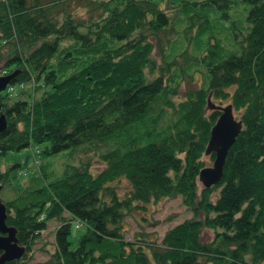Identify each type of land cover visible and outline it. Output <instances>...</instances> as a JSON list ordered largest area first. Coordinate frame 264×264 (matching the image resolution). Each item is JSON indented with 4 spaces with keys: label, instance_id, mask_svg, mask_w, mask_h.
Masks as SVG:
<instances>
[{
    "label": "trees",
    "instance_id": "16d2710c",
    "mask_svg": "<svg viewBox=\"0 0 264 264\" xmlns=\"http://www.w3.org/2000/svg\"><path fill=\"white\" fill-rule=\"evenodd\" d=\"M60 1L0 0V73L22 86L12 99L0 91V154L42 145L35 168L15 160L0 169V189L12 191L0 198L5 223L23 246L1 264L262 262L264 0H100V13L85 22L52 13ZM161 2L180 18L169 19ZM172 36L174 46L160 45ZM193 71L199 83L175 98ZM207 100L230 102L241 127L220 178L204 186L196 175L205 156L212 159L203 149L219 113ZM81 146L100 168L91 171L88 161L51 167L55 154ZM119 177L129 185L122 196L112 184ZM174 195L189 217L159 239L124 237L127 212ZM49 219L57 222L51 251L33 262ZM73 220L83 231L70 245Z\"/></svg>",
    "mask_w": 264,
    "mask_h": 264
},
{
    "label": "rangeland",
    "instance_id": "374dc122",
    "mask_svg": "<svg viewBox=\"0 0 264 264\" xmlns=\"http://www.w3.org/2000/svg\"><path fill=\"white\" fill-rule=\"evenodd\" d=\"M99 1L100 0H62L59 3L55 4L54 9L51 10V12H56L57 14H62L63 12L69 13L74 20L79 22H85L89 18H93L96 14L100 13V9L97 5ZM158 7L163 9L168 14L169 19L174 18L176 21L178 18H180V15H176L167 6L166 2H161ZM161 36L162 34L159 35V38ZM176 39L177 38L175 36H172L167 43H164L160 39V42L162 43L160 45H162V47H168L170 45L174 46L172 45V42ZM153 44L154 47L152 55L155 56L156 61H159L160 56L154 41ZM190 48L193 51L197 49V47L193 44H191ZM4 53V48L0 47V64L4 60ZM199 81L200 74L197 71H193L190 82L181 81L177 89V96L175 95L174 97H183V90H185V87L199 83ZM21 88L22 86L20 84L13 82L9 98H14L16 92ZM3 90L4 89H1L0 91L3 92ZM215 103L217 102L215 101ZM218 103L223 105L226 102L225 100H221ZM232 113L235 118H238L239 110L233 108ZM39 147H42V145L30 144L18 150H7L4 154H0V169H3L6 164H9L15 160H18L22 163L25 162L26 166H32L34 161H36L35 158L38 156L36 154V149H38ZM48 157L50 156H44L41 158L42 160H46L48 159ZM205 159L207 164L211 163V158L208 159V157L205 156ZM80 161H88L91 171L100 168V166L102 165L96 155H94L90 150L83 148L82 146L74 149L73 151H69L68 149L62 150L55 154V156L52 157V160L50 162L51 167L60 169L62 164L64 163L78 164ZM32 167L35 168V166ZM18 177L20 181L25 180V178L27 177L26 169H21L18 173ZM112 184L115 188L116 193L119 196H122L129 188L127 180L123 177H119L118 179L114 180ZM11 195L12 191L7 190L4 187L0 189L1 199H4ZM189 215L190 212L181 203L179 195H174L171 197L161 196L156 200L144 203L143 207L132 208L129 212L125 214L122 220L123 235L126 238H131L136 232H144L147 233V237L149 238L154 237L156 239H159L168 227H170L177 221L189 217ZM74 221L75 220L71 222L68 234L70 245L75 244L78 235L83 231V225L79 224V226H74ZM56 224V220L49 219L46 223V227L40 231V241H37L32 246V249L30 251L31 260L33 262L46 260L48 252L51 251L52 248V233ZM205 233L208 232L205 231ZM259 264H264V260Z\"/></svg>",
    "mask_w": 264,
    "mask_h": 264
},
{
    "label": "water",
    "instance_id": "95a60500",
    "mask_svg": "<svg viewBox=\"0 0 264 264\" xmlns=\"http://www.w3.org/2000/svg\"><path fill=\"white\" fill-rule=\"evenodd\" d=\"M11 73L0 75V90L3 89ZM208 108H218L219 113L213 121L203 154L212 153L211 163L203 165L197 172V181L204 186L216 182L222 173L224 156L228 146L241 127L240 118H235L232 113L230 102L224 105L214 104L210 100L206 101ZM5 126V117L0 112V130ZM23 253V246L17 244L15 229L5 223V206L0 200V264L10 258H18Z\"/></svg>",
    "mask_w": 264,
    "mask_h": 264
}]
</instances>
